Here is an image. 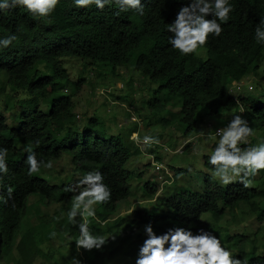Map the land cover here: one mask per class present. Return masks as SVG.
<instances>
[{
  "label": "trees",
  "instance_id": "obj_1",
  "mask_svg": "<svg viewBox=\"0 0 264 264\" xmlns=\"http://www.w3.org/2000/svg\"><path fill=\"white\" fill-rule=\"evenodd\" d=\"M229 2L235 10L230 13L229 21L221 24V35L209 36L208 44L198 49L203 52L202 58L196 53L181 55L169 43L173 34L166 30V25L175 20L188 0H141L143 16L135 10L120 11L115 3L99 9L94 4L78 7L74 0H60L47 18H33L22 6L0 10V40L11 35L17 37L8 48L0 47V148L8 150L9 168L7 175L0 174L3 175L0 262L34 264L40 255L38 245L54 239L51 233L55 232L61 245L68 246L73 253L67 260L53 264H71L74 258L81 264H108L118 257L124 260L123 264H135L144 240L136 231L140 225L151 222L157 235L175 226L190 228L194 234L199 229L207 230L220 237L226 244L224 248L245 264H264V242L261 241L262 254L255 253L256 236L261 228L257 227L252 240L216 228L226 213L232 215L241 208L256 222H264V170L257 175V187L254 178L251 186L245 188L238 177L223 186L213 177L209 160L203 157L202 163L209 168V173L202 175L199 189L181 186L169 195L158 197L168 213L139 214L136 220L118 217L109 220L115 204L129 196L128 181L141 177V172L124 168L131 157L140 153L139 147L128 139L135 130L103 137L95 130L96 121L92 119L80 130L68 126L75 118L72 99L85 83L82 76L85 69L107 68L113 73L122 67L131 68L140 77L157 84L154 92L164 94L145 102L149 113L158 117L162 127L168 123L160 115L165 112L168 105L165 101L169 99L172 104L177 102L174 98L179 99V124L184 137L195 130L198 112L202 116L218 117L236 111L239 105L253 134L260 136V143L264 142V93L235 98L228 93L232 82L239 84L247 77H255L262 62L264 42L257 41L255 29L264 20V0ZM70 58L81 62L74 82L69 81L62 67V60ZM68 86L72 91L64 94ZM41 105L47 107L46 112L39 109ZM14 108L16 123L11 126L3 112ZM36 140L40 146L33 150L38 161L47 163L66 154L79 173H102L103 183L111 190V199L107 204L95 205L96 217L89 218V228L94 235H115L114 242L109 241L99 251L81 249L76 253L79 230L67 220L74 196L64 191L66 185H51L36 173L28 175L24 148ZM251 146L254 140L241 145L242 148ZM215 147L212 144V152ZM169 169L174 177L185 174L180 168ZM142 186L149 195L158 191L157 184L148 180ZM29 196L58 205L59 214L58 218L48 220L36 216V223L20 233ZM51 222L53 227H49ZM68 237H71L69 243L65 242ZM246 243L250 245L248 252Z\"/></svg>",
  "mask_w": 264,
  "mask_h": 264
},
{
  "label": "rangeland",
  "instance_id": "obj_2",
  "mask_svg": "<svg viewBox=\"0 0 264 264\" xmlns=\"http://www.w3.org/2000/svg\"><path fill=\"white\" fill-rule=\"evenodd\" d=\"M196 55L202 58L203 52L198 50ZM62 67L66 71L69 81H76V76L81 69L80 60L73 58L64 59L62 60ZM98 74L100 76H97ZM82 76L85 78V83L72 99V112L75 118L71 123H68L69 128L80 130L88 119H92L96 121L94 125L95 130L103 137L126 134L128 130L134 129L141 139L145 135H151L157 136L160 140L159 145L144 147L145 149L148 148L146 150L149 152H146L143 146H140V153L131 157L124 165L126 170L141 172V177L138 180L131 179L128 181L130 187L129 196L125 200L115 204V210L109 220L115 217L123 218L126 221L136 220L139 214L155 215L168 213V210L158 200V197L165 196L166 193L169 195L168 193H172L181 186L187 187L190 190L200 188L202 175L209 173V168L202 163L203 157L209 160L212 154V144L217 145L219 142V137L214 136L213 131L226 127L232 119L233 114H236L235 111L223 113L218 117H206L200 115L201 113L198 112L195 119L200 124H197L195 130L184 137L181 135L182 127L179 124V99L174 98L177 101L176 104L171 103L172 99L165 101V104L168 105L165 107V112L160 116L167 118L168 123L162 127L159 123L160 121H158V117L149 113L145 102L153 97H161L164 94L154 92L157 84H152L140 77L131 68H116L111 73L107 68L94 69L93 67H87ZM246 80L236 86L229 85L228 93L232 96L239 94L249 97H257L264 93V50L263 59L255 75V79L247 77ZM71 91L72 88L68 86L64 94H68ZM17 95L20 96V94ZM1 104L2 98L0 97V110ZM39 109L43 112L47 111V107L43 105ZM16 113V108L3 112L8 125H15ZM133 117L136 118L135 121ZM201 132L204 135H200ZM250 140H254L255 146L260 143V136L253 134L249 137ZM148 156H151L153 160H156L165 167L170 176L167 177V181H169L168 185L159 186L157 183L159 190L154 195L147 194L142 186L145 180L155 182V176L152 175V167L149 166ZM51 163L53 165L51 169L43 167L39 173H36V176L51 185H74L84 176L70 163V158L66 154H61L58 159L51 161ZM170 167L180 168L185 171V174L174 177L172 171L169 169ZM215 179L221 185L219 178ZM254 180V184L257 187V176ZM71 193L72 196L77 194ZM133 209L134 211H132ZM146 209H150L151 211H147ZM58 212V205L48 203L45 199H39L37 196L27 197L25 217L21 223L20 233L30 225L36 223V216L48 220L52 217L58 218ZM129 212H132V214L128 215ZM202 220H206L205 217H202ZM53 226L54 222H51L49 227ZM144 226L140 225L136 232L145 239ZM257 227L261 228V230L256 236L258 241H255V253L256 255H261V241L264 242V239L261 238L264 236V222H256L251 215L247 214L245 208L235 211L232 215L226 213L223 219L216 225V228L220 230L226 229L229 234H241L248 240H252ZM218 238L220 239V237ZM70 241L71 239H65L67 243ZM61 243V240L55 237L50 241L39 244L40 255L33 263L53 264L59 260H67L68 255L73 253V250H70L68 246L61 245ZM222 246L225 247L226 244L222 243ZM245 250L246 252L250 250L249 243L245 244ZM74 262L75 258L71 264H75ZM123 262L124 260L118 257L108 264H123ZM0 264L7 263L0 262Z\"/></svg>",
  "mask_w": 264,
  "mask_h": 264
},
{
  "label": "clouds",
  "instance_id": "obj_3",
  "mask_svg": "<svg viewBox=\"0 0 264 264\" xmlns=\"http://www.w3.org/2000/svg\"><path fill=\"white\" fill-rule=\"evenodd\" d=\"M59 2L60 0H0V10L22 6L32 14L33 18H47ZM74 3L78 7L94 4L99 9L115 3L119 5L120 11L135 10L138 15H144L141 0H74ZM234 10V5L229 0H188L187 5L182 6L177 12L175 20L166 25V30L173 34L169 43L181 55L197 53L198 49L208 44L209 36L221 35L223 32L221 24L229 21L230 13ZM255 34L258 42H264V20H261L260 26L256 27ZM16 39L15 35L4 38L0 40V47L8 48ZM246 82L249 83L247 80ZM232 84L238 85L232 82L230 86H233ZM238 96L241 95L238 94ZM239 108L240 114L237 112ZM235 112L236 114H233L226 127L216 129L215 134L219 137V142L208 162L213 166V177L219 178L221 185L227 186L235 182L238 177L239 182L248 188L252 184V179L264 170V142L247 148L241 147L249 143L253 129L243 118V107L238 105ZM133 120L135 121L136 118L133 117ZM132 134V140L138 145L151 147L160 144L156 136L145 135L141 139L138 133ZM200 135L204 133L201 132ZM39 146L40 141L36 140L24 148L27 153L29 176L39 173L42 164L46 169L53 167L50 161L44 163L37 160L33 149ZM7 155L8 150L0 148V174L3 175L9 172ZM3 175H0V181L3 180ZM64 191L77 193L67 212L69 224L78 227L79 230V237L75 240L77 253L81 249L89 252L94 249L99 251L106 247L109 241L114 242L117 239L115 235H94L89 228V218L96 217L94 206L107 204L111 199V190L103 183L100 171H89L74 185L65 187ZM9 196H11V189H9ZM131 214L132 212L128 213V215ZM144 234L146 238L139 246L135 264H245L224 248L216 235L204 229H199L194 234L190 228L175 226L157 235L149 222L144 226ZM51 236L55 238L56 233H51ZM75 264H81L80 260L75 259Z\"/></svg>",
  "mask_w": 264,
  "mask_h": 264
},
{
  "label": "built area",
  "instance_id": "obj_4",
  "mask_svg": "<svg viewBox=\"0 0 264 264\" xmlns=\"http://www.w3.org/2000/svg\"><path fill=\"white\" fill-rule=\"evenodd\" d=\"M234 86V84H232ZM238 96V94L235 95V97ZM239 112L240 114V108L239 110L237 111ZM216 130L214 131V136L218 137L216 134ZM132 135L129 137V140L133 141L132 140ZM134 142V141H133ZM134 144L137 146V147H140V146H144L142 144H137L134 142ZM148 159H149V166L152 167V175L155 176V182L158 183L159 186H162L164 184L168 185V178L167 177H170L169 176V173H168V170L163 167L161 164H159L157 161L153 160V158L151 156H148Z\"/></svg>",
  "mask_w": 264,
  "mask_h": 264
},
{
  "label": "crops",
  "instance_id": "obj_5",
  "mask_svg": "<svg viewBox=\"0 0 264 264\" xmlns=\"http://www.w3.org/2000/svg\"><path fill=\"white\" fill-rule=\"evenodd\" d=\"M252 79H255V77H252Z\"/></svg>",
  "mask_w": 264,
  "mask_h": 264
}]
</instances>
